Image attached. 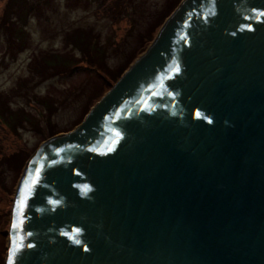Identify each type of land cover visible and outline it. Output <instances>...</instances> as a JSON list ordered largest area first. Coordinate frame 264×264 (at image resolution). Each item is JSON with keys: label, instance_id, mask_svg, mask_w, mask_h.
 Instances as JSON below:
<instances>
[{"label": "water", "instance_id": "1", "mask_svg": "<svg viewBox=\"0 0 264 264\" xmlns=\"http://www.w3.org/2000/svg\"><path fill=\"white\" fill-rule=\"evenodd\" d=\"M5 264H264V0H181L25 163Z\"/></svg>", "mask_w": 264, "mask_h": 264}, {"label": "rangeland", "instance_id": "2", "mask_svg": "<svg viewBox=\"0 0 264 264\" xmlns=\"http://www.w3.org/2000/svg\"><path fill=\"white\" fill-rule=\"evenodd\" d=\"M38 1L27 0L28 5L33 4L31 6L35 12L26 17L24 44L6 45L4 30L0 29V98L10 112L4 114L6 119L10 114L14 115V120L8 121L17 126L16 133L10 135L5 129L0 131L7 135L0 143L5 153L25 149L31 152L30 157L45 142L47 123L57 131L70 129L78 122L80 124L87 110L110 89L107 86L104 88L102 81L93 73L78 71L71 74L60 66L56 70L61 74L42 77L39 75V64L43 60L39 58L38 62L37 58L43 54H60L57 58L64 62L68 61L67 56L61 53L67 55L71 52L69 56L72 59H79L81 55L72 49L73 42H67L65 35L73 29L86 33L91 30L92 38L84 40L89 61L116 73L130 57L141 52L146 40L156 37L161 26L152 29V32L150 28L174 2L115 0L113 8L105 5L103 15L94 17L97 7L92 0H48L42 6L41 2L36 4ZM7 2L0 0V15L7 10ZM125 7H128V11ZM11 12L15 14L14 7ZM115 15L120 22L128 15L131 20H128V28L132 22L133 29L129 33L127 29L124 34V23L116 28ZM16 25L20 26V23L16 21ZM91 40L95 41L93 46L89 44ZM32 60L34 64L31 68L36 71V77L29 73ZM24 114L28 116L24 117ZM27 119L30 123H27ZM20 177L21 174L9 166H0V264H5L10 214Z\"/></svg>", "mask_w": 264, "mask_h": 264}, {"label": "trees", "instance_id": "3", "mask_svg": "<svg viewBox=\"0 0 264 264\" xmlns=\"http://www.w3.org/2000/svg\"><path fill=\"white\" fill-rule=\"evenodd\" d=\"M40 2H41V6H42V5L46 4L48 2V0H39L36 4L38 5V3H40ZM92 2L97 7V11H95L94 17H100L98 15H103V12L105 11V5L109 6L110 8H113V3L115 2V0H92ZM180 2H181V0H174L173 4L168 6L165 13L156 20V22L150 28V32H152V29L154 30V29L158 28L159 26H161L162 23L164 22V20L172 13L174 8H176ZM31 5H33V4H31ZM31 5H28L27 0H8L7 5H6L7 10L2 11V13L0 15V29L4 30L3 34H4L6 45H8V46H10V45L21 46V43L24 44L22 41H23V38L25 37V34H26V32L24 30V26L26 24V17L31 12H33V13L35 12V9L32 10ZM13 7L15 10V14H14V12H11V10H13ZM124 9L126 11H128V7H125ZM113 20H115V22H116V23H114L115 27L119 24L122 25L123 23L126 25V28H122L124 34H125L127 29H128L127 33H129L131 29H133V23L132 22L130 23L129 28H128V20L131 21L129 19L128 15H127L126 19L121 20V22H120V19L116 15L113 17ZM16 21L18 23H20V26L16 25ZM90 33H91V30L89 31V33H86V32L79 31V29H73L72 32H68L65 35L66 41L67 42H69V41L73 42V48L72 49H74V51H76V52H79L81 57L79 59H72L71 56H69V55H72L71 52L68 53L67 55L61 53L62 55L67 56V60H68V61L63 62V61H61L60 58H57V56H59L60 54H47V55L43 54L37 58L38 62H39V60H38L39 58L43 60L39 64V67L41 68L39 70V75L42 77L52 76V75L57 76V75L61 74L56 70V68L60 66L62 68V70H66V72L69 71V73H71V74L74 72H78V71L93 73V74L97 75L99 77V79L102 81L104 88L106 86L111 88L113 86V84H115L116 81L120 78V76L123 74V72L134 62L135 59H137L140 56V53L145 52L146 48L149 46V44L153 40V38H149V40H146L144 42V45H143L141 52L130 57V59L127 62H125L124 66L120 67V69L116 73H113V72L104 70L101 64L94 65L93 62L89 61V58H88L89 51H88V48L86 49V47L84 46V40L92 38L93 35ZM94 43H95V41L91 40L89 44L91 46H93ZM33 64H34V61L32 60V63H31L30 68H29V73L31 74V76L36 77V71H34L33 68H31V67H33ZM50 71H53V72H50ZM53 73H55V74H53ZM107 78L109 80L113 81L114 83L109 82V80ZM101 97H102V95H101ZM89 109L87 110L85 115L88 113ZM21 111H18V113H21ZM7 112H8V114L10 113L7 105L5 104V101L2 98H0V131L5 129V131H7L8 134L9 133L10 134L16 133L17 126H13L12 124L9 123V121L14 120V117H13L14 115L10 114L8 116V120H9L8 121L4 115ZM16 113H14V114H16ZM23 116L25 117L28 115L24 114ZM27 121H28L27 123H30V121L28 119H27ZM78 124H79V122L77 124H75L73 127H71L70 129H67L65 131H57L52 124L47 123L46 128L48 131V135H46L44 137V141H46V140H48V139H50V138H52L58 134L70 132ZM19 126H21V125H19ZM6 136L7 135L0 133V141L2 140V142H3L4 139L6 138ZM0 148H1L0 166L2 164L7 165L10 167L11 170L16 171V173L20 175L22 172V169L24 168L25 163L30 158L31 152L30 151L28 152L25 149H17L13 152L5 153L3 150L4 148L1 145V143H0Z\"/></svg>", "mask_w": 264, "mask_h": 264}, {"label": "snow or ice", "instance_id": "4", "mask_svg": "<svg viewBox=\"0 0 264 264\" xmlns=\"http://www.w3.org/2000/svg\"><path fill=\"white\" fill-rule=\"evenodd\" d=\"M27 182V181H26ZM21 194H23V188H21ZM17 203H19V201H17ZM13 226H15V225H13Z\"/></svg>", "mask_w": 264, "mask_h": 264}]
</instances>
